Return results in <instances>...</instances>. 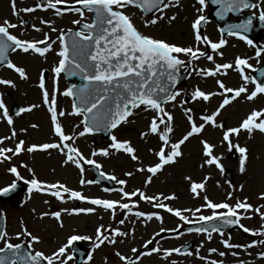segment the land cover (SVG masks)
<instances>
[{"label":"rangeland","instance_id":"rangeland-1","mask_svg":"<svg viewBox=\"0 0 264 264\" xmlns=\"http://www.w3.org/2000/svg\"><path fill=\"white\" fill-rule=\"evenodd\" d=\"M73 1L75 0H66V2L56 5V8L67 6ZM53 2L55 3V0ZM38 4L43 5V7H36ZM46 4L47 0H15L16 6L13 9L12 0H0V24L4 23L3 19L7 16L5 11H15V19L10 22L17 24L15 30L23 34L25 40L39 41L38 38L43 35L44 30L46 33L48 32V36L52 32V34L59 36L61 30L65 32L74 27L73 21L79 20L81 22L82 19H87V14L83 17L77 13L58 15L55 9L47 8ZM29 7L35 8V11H23V9ZM26 17L31 18L33 22L31 26L24 28L21 20ZM42 20L48 23H41ZM132 21L139 30V14L132 17ZM161 23L162 28L157 26L142 29L141 32L179 46H190L194 49L199 47L200 51L214 57L213 61H208L206 56H202L198 60H192L190 56L180 55L188 63L190 76L179 88L180 95L177 96L176 100L164 105L165 110L173 116V132L170 134V142L174 143L190 130V123L184 112L185 108L192 109V115L199 125L202 123L200 117L212 114L224 99V96L217 94L211 97L209 101H193L191 94L197 87L205 92L220 93L223 90L218 88L217 81H222L226 87L233 89L245 85L248 93L254 90V83L251 82V79L247 83L242 79L241 73L236 70L234 62L237 57L246 59L251 67L242 66L243 74L251 78V70L258 65L264 56V47L251 49L247 46L226 44L213 51L210 45L202 42L198 43L195 40V31L189 27L179 26V24L178 27H167L164 24L165 20ZM36 28H39L40 31H36ZM53 28L56 31H52ZM212 42L218 43L219 40L214 39ZM257 51H260L259 56L256 55ZM58 52L59 47L52 46L44 57L36 55L35 52L27 55L17 49L12 54L10 61L25 69L27 79L20 78L19 74L9 69L7 65L0 67V79L11 80L15 85L12 87L0 84V97H2L8 108L14 124L12 130L5 127L4 123L7 122V119L3 116V110L0 109V139L10 137L0 143V148H14L20 140L25 141V149L32 144L60 142L55 133L49 130L51 125L54 126L49 119L51 117L49 109L53 105L51 103L45 104L43 101V91L46 90L49 93V100L51 101L54 98L56 101L54 107L57 110V118L65 134L73 136V139L66 143L77 148L85 159H94L97 164L101 165L100 169L107 175L116 177V183L121 179L126 180L127 183L125 185L117 183V187L109 191H104V189H108L105 184H81V179L84 181L92 180V173L89 169L90 164L81 161L83 165V173H81L75 163L65 164V154L57 149L37 150L31 153L25 150L18 155L6 153V155L11 156V159L4 160L0 157V190L21 179L9 171L11 167L18 169L20 177L25 181L27 188L14 200L0 201V210L6 216L5 232L7 235L5 240L12 244L27 241L33 252L39 251L45 255H51L59 247L67 244L70 236L91 237L88 240H77V242L89 248V255L84 264H125L115 254L116 252H120L121 255L129 258L138 255L140 258L138 264H172L173 261H175V264H210L211 261L221 260L223 264H240V261H244L245 264H264V258L260 256V253H264V244L258 243V241L264 240V235L245 233L241 228L233 232L223 231V236L212 232L211 240L207 239V233L204 232L175 234L177 230L182 229L189 223L179 220L178 217L164 209L153 208L148 202L140 200L139 195L128 199L123 197L120 192V189L123 188L127 192L139 189L149 196H160V194L170 196L174 194L176 199L163 200V196H161V201L173 208L192 209L193 212H195V209L200 208L201 211L195 215L192 212H184V215L192 221H197L200 215H212V209L203 207L206 203L203 199L204 196L215 203L226 202L234 205L237 200L247 199L254 209L264 206V199H260L261 193H264V133L254 130L249 134L246 130H241L239 135L230 136L233 145L247 148L245 170L243 172L240 171L241 153L236 147L230 148L228 142L223 140L224 131L238 127L253 110L264 109V94H258L256 98L249 101L246 98L247 94L242 93L240 97L225 106L216 117V123L218 125L222 124V128L205 125L204 130L199 135L189 138L181 146L182 157L178 158L175 163L166 165L161 172L153 177L151 183L145 184L146 177L150 174L146 171L139 172L137 169L147 168L157 162L154 153L159 150L163 143L158 139V135L151 133L142 135V133L148 131L150 120L155 113L151 110L145 111L141 106L133 110V114L127 118V121L122 122L112 132L117 140L131 142L137 150L136 155L139 157L136 161H133L129 154L111 148L113 142L105 143L101 135L87 133L84 136H79L78 133L83 130V116L69 114L72 112L73 98L63 95L68 86L67 81L63 73H60L57 77L54 72V68L58 65L60 59L57 55ZM224 63L233 64V68L228 69L226 74H223L224 70L217 73L215 77L198 74L200 69H214L215 64ZM45 70L49 72L48 77L44 76ZM42 74L45 89L39 87ZM186 96L189 98L188 102H184ZM32 105H37V107L20 115L13 113L14 106H18L20 110L21 108H29ZM61 111L65 113L64 116L59 115ZM261 119H264V116ZM32 125L37 127H32ZM163 129L164 125H161L160 130L163 131ZM13 130L16 132L15 137H12ZM201 141H207L209 144L214 145L213 155L219 158L222 170L216 164H206L207 157L204 155ZM105 148L108 149L109 155H92L93 151L99 152L100 149ZM233 150L238 152V157L235 159L231 157ZM201 165H203V169ZM225 169L236 172L235 178L231 182H226L223 179ZM128 172H132L133 175L131 177L127 176L126 173ZM187 177H190L191 181L205 184V188L199 196L191 193V181L186 179ZM33 178L45 184H64L69 189L79 191L89 198L116 200L134 206L130 210L117 207L113 213L112 210L90 205L86 201L68 199L67 194H63V200L58 199L51 195L53 190L45 192L37 204L35 201V197L38 195L37 190L33 189L29 192L30 185L28 181ZM241 185L243 186L242 189ZM229 193L232 194L231 198L228 196ZM74 208H95V211L93 213L76 214L72 212ZM152 208L163 218L162 222L155 217L152 220H147L146 217L135 215L137 211L150 212ZM63 209L68 210L67 212L63 211L67 217L69 215L75 216L72 222L67 221L68 219L57 220L51 215H43L46 212H62ZM216 211L224 212L226 209ZM241 213V224L255 230L257 233L264 231V218H261L264 207H261V213H256L254 210H250L248 213H243V210H241ZM120 220H124V224H120ZM100 225L107 229L105 235H109L110 238L112 229H119L129 234L124 237L115 236V243L109 244L105 241L99 248H96L94 246L97 243L95 237L97 228ZM25 228L32 235L38 236L40 242H32L31 238L25 235L18 237L17 234L22 233ZM161 229H165V231H161ZM224 239H229L230 243L240 245L251 244L253 241H257V243L247 249H228L222 243ZM5 240H0V248L4 247ZM150 240L152 243L149 245L158 247L159 252H145L143 248ZM189 241L194 242L192 250L179 254L173 253L165 258L164 250L180 248ZM128 242L131 244L128 245ZM133 248L138 250L137 253L131 251ZM212 248L217 249V252H210L209 249ZM219 252H225L226 255L220 257ZM232 252H236L237 255L233 256ZM188 253H191V255H188ZM69 256L71 259H67ZM62 259L66 260V264H74L75 258L72 254L71 245Z\"/></svg>","mask_w":264,"mask_h":264},{"label":"snow or ice","instance_id":"snow-or-ice-1","mask_svg":"<svg viewBox=\"0 0 264 264\" xmlns=\"http://www.w3.org/2000/svg\"><path fill=\"white\" fill-rule=\"evenodd\" d=\"M66 0H47L46 7L56 9V5ZM202 11L204 7L207 6L206 0H197ZM212 3L220 6L217 15L221 18L226 13L239 11L241 8L256 7L255 4H249L248 0H211ZM76 4L81 5V7H74L66 9L68 11H73L78 13L81 17L84 16V12L94 13V20L92 23H85L83 25V30L72 32L69 29V32L72 35V43L69 45L65 42V33L61 30L60 35L57 37L61 44V49L57 53L60 57L58 65L54 68V72L57 77L60 73L65 70L68 71V75L75 76L80 75L84 81H87L86 84H83L80 88L77 89L76 85L68 87L64 92V96L74 97L72 103V112L69 113L75 115L83 116V130L78 133L79 136H84L87 133H92L94 130L100 128H117L122 122H126L127 118L133 114V110L143 106L145 111L151 110L155 115L150 120L148 131L142 133V135H148L149 133L158 135V139L162 141V145L159 150L154 154L157 157V162L148 166L147 168L141 167L138 168L139 172H147L150 175L146 177L145 184L151 183L153 177L161 172L166 165L173 164L177 161L178 158L182 157L183 153L181 151V146L185 144L189 138L194 135H199L205 128V125H211L213 127H223L222 124L216 123V117L219 115L220 111L229 105L233 100L241 96L242 93L247 94V100L251 101L257 97L258 94H264V83H256L254 78H250L247 75L243 74V67H251L248 64L246 59L237 57L234 64L236 70L241 73L242 79L247 83L250 79L254 83L255 87L250 93L245 85L240 86L239 88L233 89L231 87H226L222 81H217L218 88L223 90L220 93L217 92H205L200 88H196L192 94L191 99L193 101L203 100L209 101L211 97L219 94L224 96V99L219 104V107L210 115H203L200 117L202 123L199 125L196 123L194 116L192 115L191 108H185L184 112L187 120L190 123V130L186 132L180 139L176 142H170V134L173 132L172 121L173 116L165 110L163 104H166L170 101H175L177 96L180 95L179 91H173L172 89L178 82L177 73L181 67L185 66V61L180 59V55L190 56L192 60H198L202 56H206L208 61H213L214 57L208 55L205 52L200 51L199 47L193 48L190 46H179L174 43H169L163 39H157L149 35H145L140 32L137 27L133 24L130 15L126 14L124 9L135 6L142 11L152 12L154 9L158 10L163 14L164 9H167L171 6H174L173 0H75ZM178 3V0H176ZM15 0H12V7L15 9ZM36 7H43V5L38 4ZM24 12H33L35 8H25ZM57 14L60 15V10L57 9ZM163 15L156 16L155 18L146 20L144 22L145 27L150 25H156L158 20L162 19ZM175 16L169 17V20H175ZM259 19L264 21V11L260 13ZM206 20V17L199 15L192 24V28L195 30V40L203 42L207 45H210L213 51L221 48L226 44L224 39H220L218 43H213L207 36H202L200 32V25L203 21ZM41 23H48L47 21H41ZM74 24H80L79 20L73 21ZM251 19L244 22L242 25H231L227 29L228 34L232 36L240 35L239 31H233V29H245L251 25ZM17 27L16 24L10 23L9 21H4L3 24H0V61L6 59V52L8 49L15 51L19 49L24 53L29 51L38 53L41 56H44L48 51L51 50L52 44L48 43L50 39L45 35L44 40L40 41H28L19 39L17 36L12 35L9 31L11 28ZM35 27V26H33ZM40 31L39 28L35 29ZM52 31H56L55 28ZM223 33L225 29H220ZM241 39L247 40L246 36L240 35ZM249 44L252 43L251 40H247ZM46 45L40 47L39 45ZM71 49V53H70ZM222 55V53H221ZM257 56L260 55V51H257ZM7 67L14 70L19 74L20 78L27 79L26 71L22 67H18L16 64L12 63L10 60L7 62ZM233 68L232 63L224 64H215L214 69H200L198 71L199 75L203 76H212L215 77L217 73H220L221 70H224L223 74H226L227 70ZM264 75V73H262ZM0 84L9 85L14 87V82L8 79H0ZM39 87L45 89V83L43 74L41 75ZM225 93H234L231 96L224 95ZM43 101L45 104L51 103L53 107L49 109L51 112V120L54 125V133L59 138V143H43V144H32L30 147L25 149V141L20 140L16 143L14 148H0V157L4 160H10L11 156L6 155V153H11L12 155H18L23 151L34 152L37 150H49L57 149L61 153H64L66 159L64 163L69 162L75 163L76 166L83 173V165L81 161H84L87 164L95 165L96 168H100L101 165L97 164L94 159H85L79 150L75 147L70 146L68 141L73 139V136L65 134L61 124L57 118V110L54 107L56 101L54 98L49 100V93L43 91ZM183 103V102H182ZM37 107V105H32L29 108H21L16 115H20L25 111H31L32 108ZM0 109L3 110V116L7 119L9 125L13 124L12 116L9 115L8 108L6 107L2 97H0ZM60 116H64L63 111L59 112ZM264 116V109L262 110H253L240 124L238 127L229 128L223 133V140L227 141L229 147H236L241 153L240 160V171L245 170V160H246V147H240L239 145H233L230 136L239 135L241 130H246L251 134L254 130H259L261 133H264V119L261 117ZM259 120V122H257ZM164 125L163 131L160 130V126ZM32 127H37L32 125ZM16 136L15 130L12 131V137ZM10 137H4L0 139V143H3L4 139H9ZM113 143L111 148L116 149L117 151H123L126 154H129L130 158L133 161L139 159L136 155V149L132 146L130 141H119L115 136L112 137ZM203 146L204 155L207 157L206 164L213 165L216 164L217 167H220L222 170V165L219 164V158L213 155L214 145L209 144L207 141H201ZM167 149V151H166ZM66 150V151H65ZM109 155L108 149H100L99 152L93 151L92 155L96 156ZM10 172L15 174L18 178L20 173L16 167H11ZM103 176L104 173H101ZM127 176L131 177L132 172L126 173ZM106 179L116 180L115 176H105ZM191 181L190 177H187ZM96 181H84L81 179L80 183L92 184ZM118 184L125 185L126 180H118ZM29 192L33 189L44 192L48 190L51 191V195L63 200V194L68 195V199H76L81 201H87L92 205L101 206L106 210H112L113 213L117 207L121 209L130 210L134 205L129 203H120L116 200L109 199H99V198H89L83 195L79 191L69 189L64 184L54 183V184H45L39 181L36 178L28 181ZM16 184H11L10 188H5L0 190V192L7 193L11 189H15ZM205 188L203 182L197 183L191 181L190 191L196 196L200 195V192ZM243 186L241 185V189ZM104 191H109V189H104ZM123 197L131 199L139 195L140 200L146 201L156 209H164L168 213L173 214L178 217L179 220L186 223H195L199 221H212V220H222L223 224L234 225L239 224L240 228L243 229L245 233H252L253 235H264V231L257 233L255 230L250 229L240 223L242 218L241 210L243 213H248L250 210H254L256 213H261V207L253 208V205L247 201V199L241 201L237 200L234 205H230L226 202L215 203L212 200L208 199L207 196H204L203 199L206 203L203 207L212 209L211 216L200 215L197 221L189 220V217L184 215V212H192L193 215L201 211L200 208L195 209L193 212L192 209H178L169 206L166 203L161 201V196L163 200H174L176 199L175 195L166 196L160 194V196H149L144 192H141L139 189L132 192L124 191L123 188L120 189ZM231 193L228 194L231 198ZM260 199H264V193H261ZM219 209H226L224 212L216 211ZM62 211L67 212V209ZM95 208H74L72 212L79 213H93ZM44 216L51 215L57 220L61 217V211L43 213ZM137 217H146L147 220H152L154 217L158 220H163L161 216L155 211L145 213L143 211H137L135 213ZM251 218V217H247ZM261 218H264V213H261ZM120 224H124V220L119 221ZM107 229H104L103 225H100L97 228V235L95 237L97 243L94 245L96 248H99L102 244L107 241L109 244L115 243V236H127L129 233L120 231L119 229H112L111 238L109 235H105ZM165 231V229H161ZM193 231V229H189ZM195 232L207 233V239H212V232H216L223 236L222 228L216 225L211 227V231L208 228L197 227L194 229ZM7 233L0 232V240H5ZM25 235L31 238L32 242L39 243L40 238L38 236L32 235L27 229H23L22 233H18L17 236ZM91 237L87 236H78L73 235L68 238L67 244L58 248L57 251L53 252L51 255H45L43 252H22L21 244H12L5 240V245L3 248H0V253H5L7 250V255H0V264H40V262L46 261L47 264H66V260L62 259L65 257L66 251L74 241L77 240H88ZM148 244H151L152 241H148ZM223 245L228 249L234 248H249L255 246L257 241H253L251 244L240 245L233 244L229 242V239L222 240ZM260 244H264V240L258 241ZM133 253H137V249L133 248L131 250ZM158 247H153L151 252H159ZM210 252H217V249H209ZM173 253H181L180 248H172L164 250V256L167 258ZM121 261H124L125 264H134V261L129 258L121 255L120 252L115 253ZM151 254V253H147ZM220 257L226 255L225 252L218 253ZM191 255V253H188ZM232 255H237L236 252H232ZM260 256L264 258V253H260ZM204 259L203 257H200ZM71 259V257H67ZM175 264V261L172 262ZM210 264H223V261H211ZM240 264H245L244 261H240Z\"/></svg>","mask_w":264,"mask_h":264},{"label":"flooded vegetation","instance_id":"flooded-vegetation-1","mask_svg":"<svg viewBox=\"0 0 264 264\" xmlns=\"http://www.w3.org/2000/svg\"><path fill=\"white\" fill-rule=\"evenodd\" d=\"M248 3L255 4L256 7L241 8L239 11L226 13L223 16V18L217 15L220 6L212 3L211 0H206L207 6L204 7L202 11H198V9H201V5H199L197 0H178V3H176V0H173L174 6L164 9L163 14H161L158 10L156 11L155 14L163 15L161 21L165 20L164 24L167 25V27H173V26L178 27L177 25L179 24V26L185 25L189 28H192L193 22L199 15H203L207 18V20L204 22V30L207 32H212L210 36L214 37V39L217 40L224 39L226 43L232 45L242 43L243 45H248V46L264 47V32L261 33L260 41L258 43L249 44L247 42V40H249L248 38L247 40L240 38L241 34L237 36H232L229 34H223L220 31V29L222 28L227 30L231 25H242L244 24L245 21L249 19H251L252 23L247 29L256 26L260 13L264 11V0H248ZM213 8L216 10V15H211L213 12ZM5 13L7 14V16L5 17V19H3V21L7 20L9 22H13L16 16L15 13L11 11H5ZM171 16H175L176 19L170 21L169 17ZM146 20H149V18L145 17L142 11L139 9L140 28L150 29V28H154L155 26H160L159 28L163 27L161 22H158L156 25H150L145 27L144 22Z\"/></svg>","mask_w":264,"mask_h":264},{"label":"water","instance_id":"water-1","mask_svg":"<svg viewBox=\"0 0 264 264\" xmlns=\"http://www.w3.org/2000/svg\"><path fill=\"white\" fill-rule=\"evenodd\" d=\"M80 30H83V26H80L79 30H75V31H72V32H76V31H80ZM65 42L68 43L69 45H71V43H72V35H71L70 32L65 35ZM10 50H11V48L8 49V51L5 54L6 55V59L3 60V61H0V65L3 64V63H7L8 62L7 56H8V53H9ZM70 53H71V49H70ZM182 68L183 67H181L179 69L178 73H177L178 82L175 85V87L172 89L173 91H175L177 86L179 84H181L188 76L187 73H181V69ZM259 71H260V69H258L256 73H258ZM64 73H65V75H66V77L68 79V82H69L70 86L76 85V87L78 89L83 84L87 83V81H84L80 75H75V76L68 75V71L67 70H65ZM263 76L264 75H260L259 78H262ZM74 79H77L79 81V83L78 84L73 83ZM16 110H17V108H15V111ZM111 130H112L111 128H100L98 130H94L92 133H102L103 134V139L105 141L110 142L111 141V135H110ZM236 156H237V153L233 152L232 157L235 158ZM92 169H93L94 173L96 174V177L94 178V181H98V182L105 181V182H107L109 184V187H114L113 182L111 180H109V179H106L104 175L102 176L101 172H99L96 169V167L92 166ZM233 176H234V172L233 171H231V170H226L225 171V179L226 180H228V181L232 180ZM15 184H16V188L15 189H11L7 193L1 192L0 193V199H11V198L17 197L19 195V193L24 189V185L21 182H17ZM213 225L221 227L222 230L227 229V230H230V231L238 227V224L227 225V224H223L222 220H212V221H207L205 223H198V224H194V225L188 226L187 229H195L197 227H203V228H208L209 231H211V227ZM3 227H4V216H3L2 213H0V232H2ZM21 245H22V248H21L22 252H31L29 246L26 243H23ZM192 246H193L192 243H188L185 246H183L182 250H189V249L192 248ZM145 249L149 251V250H151V247L146 246ZM87 252H88L87 249L82 247V246H80L79 244L76 243L74 245V253L78 257V260H77L76 264H82L84 262L85 257L87 255ZM0 255H7V250H6L5 253H0ZM18 263L20 264L19 261H18ZM40 264H47V262L42 260L40 262Z\"/></svg>","mask_w":264,"mask_h":264},{"label":"bare ground","instance_id":"bare-ground-1","mask_svg":"<svg viewBox=\"0 0 264 264\" xmlns=\"http://www.w3.org/2000/svg\"><path fill=\"white\" fill-rule=\"evenodd\" d=\"M5 124V127L8 129V130H12L13 128H14V124H12V125H9L7 122H5L4 123ZM51 132H54V126H52L51 125V127H50V129H49ZM194 166H195V164H194ZM201 168L203 169V165H201ZM191 169H192V167H191ZM48 191H51V190H48ZM37 192H38V195L35 197V201H36V203L38 202V201H40L41 199H42V196L44 195V193L45 192H47V191H44V192H41V191H38L37 190ZM86 203H89V202H87L86 201ZM38 204V203H37ZM90 204V203H89ZM90 205H92V204H90ZM99 207H101V206H99ZM102 208V207H101ZM154 210H153V208H152V211H150V212H153ZM145 213H149V211H144ZM61 219H65V220H67V221H73L72 219H75V216H72V215H69L68 217L65 215V213L62 211L61 212V217H60V219L59 220H61ZM55 221H56V219H55ZM128 245H130L131 243L130 242H128L127 243ZM133 261H134V264H138L139 262H140V258H139V256L137 255V256H132V257H130Z\"/></svg>","mask_w":264,"mask_h":264}]
</instances>
